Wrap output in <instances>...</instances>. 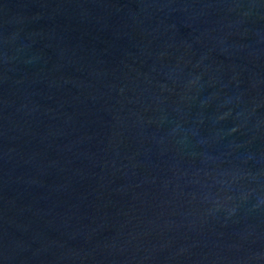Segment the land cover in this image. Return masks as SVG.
Masks as SVG:
<instances>
[{"label": "water", "instance_id": "obj_1", "mask_svg": "<svg viewBox=\"0 0 264 264\" xmlns=\"http://www.w3.org/2000/svg\"><path fill=\"white\" fill-rule=\"evenodd\" d=\"M0 264H264V0H0Z\"/></svg>", "mask_w": 264, "mask_h": 264}]
</instances>
